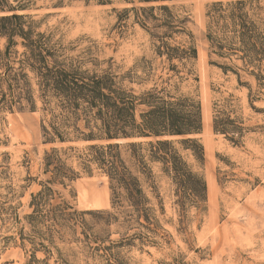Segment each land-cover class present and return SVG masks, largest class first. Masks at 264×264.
Listing matches in <instances>:
<instances>
[{
    "label": "rangeland",
    "instance_id": "374dc122",
    "mask_svg": "<svg viewBox=\"0 0 264 264\" xmlns=\"http://www.w3.org/2000/svg\"><path fill=\"white\" fill-rule=\"evenodd\" d=\"M6 1L20 8L0 15L27 16L35 33L50 36L51 44L69 46L67 56L84 60L85 67L109 65L117 75L142 79L141 85H132L136 91L156 86L200 104L201 131L175 147L192 176L204 181V199L181 181L185 176L174 183L154 164L153 184L164 206L162 213L155 212L157 225L122 223L117 211L128 209L123 203L114 210L118 220L108 225L84 216L93 233L88 241L56 237L54 246L73 264H264V83L249 74L240 53L220 57L206 38L210 7L218 0ZM251 7L264 33V0ZM160 45L193 47L196 57L181 65L156 55L153 49ZM5 46L1 37L0 52ZM86 47L97 51L80 54ZM21 50L19 44L12 46L10 60ZM221 67L228 68L224 72ZM214 107L233 120L240 135L229 133L228 139L213 132ZM39 119L37 112L0 110V264H26L32 255L39 260L32 264H61L55 248L37 238L27 220L31 195L41 184L50 189L45 208H110V183L103 173H80L63 184L45 182L51 174L42 173V157L49 146L41 143ZM141 183L155 203L149 184ZM193 183L199 195L200 184Z\"/></svg>",
    "mask_w": 264,
    "mask_h": 264
},
{
    "label": "trees",
    "instance_id": "16d2710c",
    "mask_svg": "<svg viewBox=\"0 0 264 264\" xmlns=\"http://www.w3.org/2000/svg\"><path fill=\"white\" fill-rule=\"evenodd\" d=\"M257 2L218 0L212 3L206 38L220 57L240 53L242 65L250 67L249 74L263 84L264 33L252 18L254 13L250 14L254 10L251 6ZM18 8L0 0V13ZM26 17L14 13L0 15V38L6 39V46L0 52V110L39 114L41 143L49 146L42 157V173L51 174L46 183L63 184L64 180L71 181L80 173L91 174L95 170L109 179L111 189L110 208L95 211L77 212L69 205L60 204L45 208L50 189L43 188L44 184L31 195L32 210L27 215L31 231L55 248L61 264L73 262L69 254L61 253L54 246V240L57 237L62 242L88 241L93 233L85 215L108 225L118 220L114 210L125 203L128 209L117 211L122 223L133 221L143 225V220L158 224L155 212L162 213L164 206L153 184L154 164H159V171L174 183L179 176H185L181 181L195 197L204 199V181L192 176L175 147V143L183 145L192 141L184 137L201 131L199 102L156 86L136 91L132 85H141L142 79L134 80L128 73L117 75L109 65L100 68L94 62L92 67H85L84 60L67 56L69 46L51 44L50 36L35 33L33 22L25 20ZM17 44L22 50L15 51L16 60H10V49ZM93 51L97 50L86 47L80 54ZM153 52L165 55L167 60L175 58L181 65L196 57L193 47L160 45ZM221 68L225 72L228 67ZM172 70L178 72L175 66ZM212 129L228 139H231L229 133L240 135L233 120L224 118L222 111L215 107ZM141 181L149 184L155 203L147 196ZM193 181L200 184L199 195ZM77 228H81L80 240L76 236ZM46 259L41 262L46 263ZM33 262H39L34 255L26 264Z\"/></svg>",
    "mask_w": 264,
    "mask_h": 264
},
{
    "label": "bare ground",
    "instance_id": "6f19581e",
    "mask_svg": "<svg viewBox=\"0 0 264 264\" xmlns=\"http://www.w3.org/2000/svg\"><path fill=\"white\" fill-rule=\"evenodd\" d=\"M205 113H206V112L204 111V116H203V117H204V128H205V126H206V125H205V121H206Z\"/></svg>",
    "mask_w": 264,
    "mask_h": 264
}]
</instances>
